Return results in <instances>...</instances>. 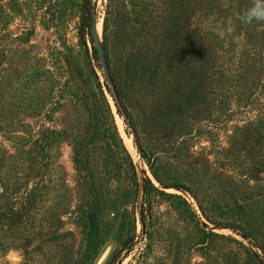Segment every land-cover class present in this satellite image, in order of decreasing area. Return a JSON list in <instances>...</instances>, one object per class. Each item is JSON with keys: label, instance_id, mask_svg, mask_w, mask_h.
Returning a JSON list of instances; mask_svg holds the SVG:
<instances>
[{"label": "rangeland", "instance_id": "rangeland-1", "mask_svg": "<svg viewBox=\"0 0 264 264\" xmlns=\"http://www.w3.org/2000/svg\"><path fill=\"white\" fill-rule=\"evenodd\" d=\"M111 1L131 27L166 1L209 30L170 78L203 112L177 134L148 101L143 159L80 40L84 0H0V264H264V21L244 19L256 0ZM106 3L91 0L100 44ZM97 81L128 157L96 120Z\"/></svg>", "mask_w": 264, "mask_h": 264}, {"label": "trees", "instance_id": "trees-1", "mask_svg": "<svg viewBox=\"0 0 264 264\" xmlns=\"http://www.w3.org/2000/svg\"><path fill=\"white\" fill-rule=\"evenodd\" d=\"M161 6H164V9L158 10L157 15L154 16L153 25L136 28L128 26V16L120 7L113 5L111 0H107L102 24V50L107 72L104 88L116 102L118 116L132 130L134 145L140 154L142 151L140 144L137 143L138 132L139 130L144 132L149 128V114L152 112L147 104L148 101L153 102L165 114L170 112L172 123L176 125L174 127L172 125V127L176 129L177 134L183 133V129L186 127L184 119L194 121L203 112L195 111L192 107L195 104L188 101V94H185L186 84L177 85L172 83L170 78L174 74L173 71L180 65L183 52L189 56L187 61L190 67L196 62L197 56L190 60V56L195 54L192 53V50L206 41V34L209 33V30L204 34V37L197 36L195 31L187 30L189 17L182 16L172 8L167 10L165 8L166 1H163ZM180 8L182 5H179ZM94 15L91 0H84L81 7L79 37L84 44L89 41L92 60L101 69L102 65L94 45L92 32ZM199 40H202L201 43L196 45L195 43ZM207 45L208 42L205 43L206 48ZM204 79L207 82V89H210L215 82L211 69L208 70ZM96 86L105 104V117L96 113V120L101 126H103L101 118L105 121L110 120L108 121L115 133V139L112 138V141L121 145L123 152L128 157L122 147L121 139L116 134L112 112L99 81ZM185 109L191 111L190 116L183 114ZM174 119L177 120V123ZM142 158H146L143 152ZM148 165L152 170V164L148 163ZM148 187L153 188L144 179V197L147 195ZM130 242L132 240L126 239L122 250L131 251L132 243Z\"/></svg>", "mask_w": 264, "mask_h": 264}, {"label": "clouds", "instance_id": "clouds-1", "mask_svg": "<svg viewBox=\"0 0 264 264\" xmlns=\"http://www.w3.org/2000/svg\"><path fill=\"white\" fill-rule=\"evenodd\" d=\"M245 22L264 21V0H256L255 5L245 14Z\"/></svg>", "mask_w": 264, "mask_h": 264}, {"label": "water", "instance_id": "water-1", "mask_svg": "<svg viewBox=\"0 0 264 264\" xmlns=\"http://www.w3.org/2000/svg\"><path fill=\"white\" fill-rule=\"evenodd\" d=\"M95 23L96 22H95V15H94V22H93V26H92L94 45L96 47L98 57L100 59L101 65H102V67H103V69H104V71L106 73V77H107V72H106V69H105V61H104V57H103L102 43L101 44L99 43L98 38L96 36V32H95V29H94Z\"/></svg>", "mask_w": 264, "mask_h": 264}, {"label": "bare ground", "instance_id": "bare-ground-1", "mask_svg": "<svg viewBox=\"0 0 264 264\" xmlns=\"http://www.w3.org/2000/svg\"><path fill=\"white\" fill-rule=\"evenodd\" d=\"M99 26V25H98Z\"/></svg>", "mask_w": 264, "mask_h": 264}]
</instances>
